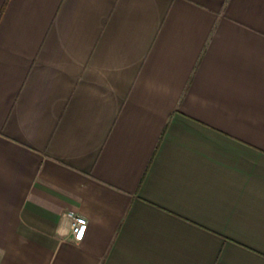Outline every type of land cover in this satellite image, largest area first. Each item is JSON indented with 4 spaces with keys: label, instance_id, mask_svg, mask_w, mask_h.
Returning a JSON list of instances; mask_svg holds the SVG:
<instances>
[{
    "label": "crops",
    "instance_id": "crops-1",
    "mask_svg": "<svg viewBox=\"0 0 264 264\" xmlns=\"http://www.w3.org/2000/svg\"><path fill=\"white\" fill-rule=\"evenodd\" d=\"M0 264H264V0H0Z\"/></svg>",
    "mask_w": 264,
    "mask_h": 264
},
{
    "label": "built area",
    "instance_id": "built-area-1",
    "mask_svg": "<svg viewBox=\"0 0 264 264\" xmlns=\"http://www.w3.org/2000/svg\"><path fill=\"white\" fill-rule=\"evenodd\" d=\"M72 220L71 230L73 235V240L76 243H80L83 241L86 230H87V221L81 216L75 214H69Z\"/></svg>",
    "mask_w": 264,
    "mask_h": 264
}]
</instances>
